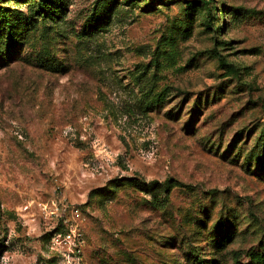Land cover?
Wrapping results in <instances>:
<instances>
[{
  "label": "rangeland",
  "instance_id": "1",
  "mask_svg": "<svg viewBox=\"0 0 264 264\" xmlns=\"http://www.w3.org/2000/svg\"><path fill=\"white\" fill-rule=\"evenodd\" d=\"M148 1L0 0V264H259L264 0Z\"/></svg>",
  "mask_w": 264,
  "mask_h": 264
},
{
  "label": "trees",
  "instance_id": "2",
  "mask_svg": "<svg viewBox=\"0 0 264 264\" xmlns=\"http://www.w3.org/2000/svg\"><path fill=\"white\" fill-rule=\"evenodd\" d=\"M162 3L166 2L167 0H160ZM185 4V10L190 11V10H195L196 7H201V9L204 10L205 12V17H206V26L208 28H213L214 22L216 21L217 23L219 22V7L216 5H213V0H194V1H189V0H180ZM153 0H149L146 5L153 6ZM40 12H43L44 10V4L40 3L38 6ZM226 16H229L231 14L232 9H227ZM238 11V10H237ZM12 27L13 25L10 23L9 15L7 12V8H0V28L4 29L6 32L8 30L9 35L7 36L9 39H15L12 34ZM221 28L218 26L217 30H220ZM17 37V36H16ZM5 38V36H4ZM6 39V38H5ZM7 39V41H9ZM14 44L17 42L16 39L13 40ZM16 49H12L9 54L12 55V57L15 55ZM219 60L223 61V58L219 56ZM46 62V68L47 69H53V68H58V64L55 63L56 61H45ZM250 162L253 164V162L256 163V172L258 175H262L264 173V131L262 133V136L260 139L257 141V144L255 145L254 151L249 157ZM114 187H108L105 189L100 190L106 197L109 196H118V193L121 191H129L133 190L135 192H146L149 194H153L154 199L152 201V204L154 206H157L159 204L156 203L157 195L156 193L160 190L158 189L161 185L158 184L157 181H150V182H145L140 179H131V180H118L114 184ZM163 191L168 195L169 192L171 191L169 183H165ZM119 187L126 188V187H136L140 189H118ZM166 195V197H167ZM228 222V221H226ZM201 224H204L203 221H201ZM225 228V232L222 229L223 227ZM214 237L219 238V241L215 244H211L212 247L216 248L217 250L222 249L226 243H228L233 235H230V231L228 228L231 229V223L228 225H224L222 219L220 222L214 227ZM190 243L187 242V258L188 261L191 264H217L218 262L215 259H206L205 256L203 255L201 250L198 249H192L189 245ZM204 256V257H203ZM257 262L259 264H264V253L261 254L260 256L257 257Z\"/></svg>",
  "mask_w": 264,
  "mask_h": 264
}]
</instances>
